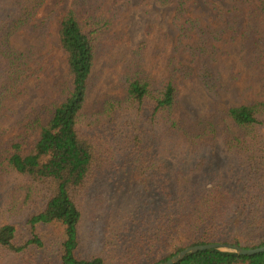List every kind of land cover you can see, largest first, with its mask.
<instances>
[{"label":"trees","instance_id":"1","mask_svg":"<svg viewBox=\"0 0 264 264\" xmlns=\"http://www.w3.org/2000/svg\"><path fill=\"white\" fill-rule=\"evenodd\" d=\"M46 1L0 0V124L35 57L13 39ZM225 1L234 5L230 21L216 27L187 17L189 0H155L160 9L176 8L180 34L190 40L189 64L177 71L198 78L214 99L223 90L217 44L229 31L242 35L245 58L264 80V0L260 22L257 10L244 14L252 0ZM103 2L78 0L62 19L70 81L61 101L32 110L14 137L4 139L0 128V264H160L197 245L263 247L264 99L211 103L209 115L189 121L176 116V72L157 84L138 71L125 78L122 97L85 111L99 43L117 26L116 18L90 11ZM100 180H136L149 194L106 219L96 253L80 229ZM178 264H264V253L210 249Z\"/></svg>","mask_w":264,"mask_h":264},{"label":"rangeland","instance_id":"2","mask_svg":"<svg viewBox=\"0 0 264 264\" xmlns=\"http://www.w3.org/2000/svg\"><path fill=\"white\" fill-rule=\"evenodd\" d=\"M77 1L47 0L31 24L14 37L16 48H32L35 57L19 94L5 106L0 124L4 139L18 134L19 125L32 110L61 101V88L69 83L70 76L67 55L60 43V27L65 14ZM233 7L232 2L225 0H189L186 16L201 18L205 25L221 27L230 21L228 12ZM81 10L84 17L88 12ZM256 10L260 22L258 0H252V4L244 8L246 18ZM90 11L116 18L117 26L99 43L85 111L98 110L108 97H122L125 78L138 71L157 84L176 72L180 91L176 116L180 119L194 121L209 115L211 103L222 108L264 99L263 74L260 67L248 64L241 34L233 38V31H229L217 44L216 66L222 75L223 90L220 98L214 99L198 78L185 79L177 71L189 64L186 46L190 40L180 34L175 21L176 8L160 9L155 0H104ZM220 156L223 154L217 157ZM195 175L190 177L193 182L198 179ZM144 186L136 180L120 183L100 180L92 187L88 194L91 213L89 209L86 211L80 229L85 248L99 252V236L106 219L142 202L149 194ZM15 263L11 259V264Z\"/></svg>","mask_w":264,"mask_h":264},{"label":"water","instance_id":"3","mask_svg":"<svg viewBox=\"0 0 264 264\" xmlns=\"http://www.w3.org/2000/svg\"><path fill=\"white\" fill-rule=\"evenodd\" d=\"M210 249H219V250L226 251V252H235L243 256H254L257 254L264 253V246L259 247V248H254V249H246L243 247L230 245V244H223V243L205 244V245H197V246L188 247L185 250L178 253L177 255L171 257L167 261L160 263V264H178L183 259H185L186 256L190 254L200 252V251H206Z\"/></svg>","mask_w":264,"mask_h":264}]
</instances>
